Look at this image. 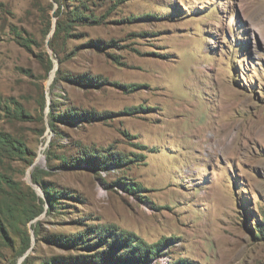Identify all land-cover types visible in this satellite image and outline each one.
I'll list each match as a JSON object with an SVG mask.
<instances>
[{
    "label": "rangeland",
    "instance_id": "rangeland-1",
    "mask_svg": "<svg viewBox=\"0 0 264 264\" xmlns=\"http://www.w3.org/2000/svg\"><path fill=\"white\" fill-rule=\"evenodd\" d=\"M0 264H264V0H0Z\"/></svg>",
    "mask_w": 264,
    "mask_h": 264
},
{
    "label": "bare ground",
    "instance_id": "bare-ground-1",
    "mask_svg": "<svg viewBox=\"0 0 264 264\" xmlns=\"http://www.w3.org/2000/svg\"><path fill=\"white\" fill-rule=\"evenodd\" d=\"M203 129H204V127H203ZM199 130H200V129H199ZM201 130H202V129H201ZM201 130H200V131H201ZM196 131H197V130H196ZM197 132H199V131H197Z\"/></svg>",
    "mask_w": 264,
    "mask_h": 264
}]
</instances>
